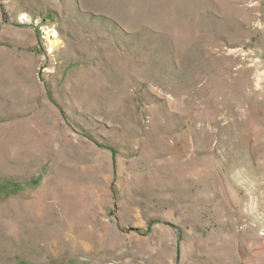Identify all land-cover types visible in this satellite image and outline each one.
<instances>
[{
	"label": "rangeland",
	"instance_id": "obj_1",
	"mask_svg": "<svg viewBox=\"0 0 264 264\" xmlns=\"http://www.w3.org/2000/svg\"><path fill=\"white\" fill-rule=\"evenodd\" d=\"M0 264H264V0H0Z\"/></svg>",
	"mask_w": 264,
	"mask_h": 264
},
{
	"label": "bare ground",
	"instance_id": "obj_2",
	"mask_svg": "<svg viewBox=\"0 0 264 264\" xmlns=\"http://www.w3.org/2000/svg\"><path fill=\"white\" fill-rule=\"evenodd\" d=\"M57 34H56V32H53L52 33V36H56ZM43 194V193H42ZM40 199V198H39ZM44 203V202H43ZM45 204V203H44Z\"/></svg>",
	"mask_w": 264,
	"mask_h": 264
}]
</instances>
